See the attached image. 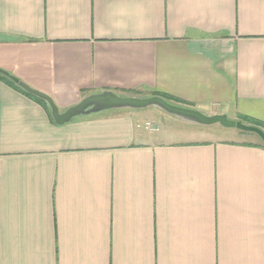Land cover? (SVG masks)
Returning a JSON list of instances; mask_svg holds the SVG:
<instances>
[{"label":"crops","instance_id":"1","mask_svg":"<svg viewBox=\"0 0 264 264\" xmlns=\"http://www.w3.org/2000/svg\"><path fill=\"white\" fill-rule=\"evenodd\" d=\"M0 69L60 111L156 92L264 130V0H0ZM25 91L0 75V264H264L256 133L156 106L56 123Z\"/></svg>","mask_w":264,"mask_h":264},{"label":"water","instance_id":"2","mask_svg":"<svg viewBox=\"0 0 264 264\" xmlns=\"http://www.w3.org/2000/svg\"><path fill=\"white\" fill-rule=\"evenodd\" d=\"M0 72L8 75L14 82L26 91L44 99L48 103L51 116L56 123L66 122L79 114L95 112L108 108H144L147 106H156L167 113L173 114L187 121L203 125L219 123L224 127H236L244 131L254 132L264 142V130L259 126L245 123L241 119H231L223 113L206 114L196 108L172 103L160 95H150L144 97L120 95L112 90L105 89L100 92L90 93L84 96L79 102L67 107L63 111H60L53 99L47 93L29 86L25 82L2 69H0Z\"/></svg>","mask_w":264,"mask_h":264},{"label":"trees","instance_id":"3","mask_svg":"<svg viewBox=\"0 0 264 264\" xmlns=\"http://www.w3.org/2000/svg\"><path fill=\"white\" fill-rule=\"evenodd\" d=\"M0 75L3 77V78H5V79H7L11 84H13L15 87H17L18 89H20L21 91H25L21 86H19L17 83H15L8 75H6V74H3L2 72H0ZM26 92V91H25ZM153 94H155V95H160V96H162L163 98H165L166 100H168V101H170V102H172V103H176V104H178V103H182V101H179V99H176V98H174V97H172L171 95H168V94H162V93H156V92H153ZM31 95H33V94H31ZM33 97L34 98H36L37 100H39V101H41L44 105H45V107H46V109H47V111H48V113H49V115H50V110H49V107L48 106H46V102L43 100V99H41V98H39V97H37V96H35V95H33ZM51 117V116H50ZM51 119H53L52 117H51ZM242 119L243 120H246L247 122L246 123H248V124H252V125H256V126H259V127H262L263 125V123H261V122H259V121H255V119H251V118H249V117H247V116H244V117H242ZM242 120V121H243ZM54 121V120H53ZM244 122V121H243ZM243 131V130H242ZM243 132H246V131H243ZM262 141V140H261ZM262 143L264 144V142L262 141Z\"/></svg>","mask_w":264,"mask_h":264},{"label":"rangeland","instance_id":"4","mask_svg":"<svg viewBox=\"0 0 264 264\" xmlns=\"http://www.w3.org/2000/svg\"><path fill=\"white\" fill-rule=\"evenodd\" d=\"M157 122V121H156ZM159 123V122H158ZM162 123V121H161ZM161 125V124H160ZM167 127L170 128V126H179L180 123H177V122H168L167 124ZM181 126V125H180ZM202 127H210L212 129V131L214 132L213 134L215 136H222V135H229V134H226L227 132L226 131H242L241 129H238L236 127H224L222 125H220L219 123H213V124H210V125H202ZM244 131V130H243ZM246 133H249L248 135L255 138L257 137L256 134L254 132H246Z\"/></svg>","mask_w":264,"mask_h":264},{"label":"built area","instance_id":"5","mask_svg":"<svg viewBox=\"0 0 264 264\" xmlns=\"http://www.w3.org/2000/svg\"><path fill=\"white\" fill-rule=\"evenodd\" d=\"M146 125H147V127H149V128H150V127H153V125H152L150 122H147Z\"/></svg>","mask_w":264,"mask_h":264}]
</instances>
